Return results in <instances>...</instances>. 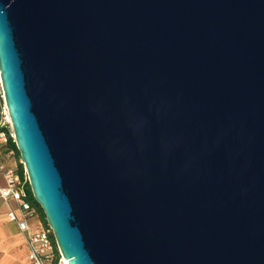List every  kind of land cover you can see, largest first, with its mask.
I'll return each mask as SVG.
<instances>
[{"label": "water", "instance_id": "water-1", "mask_svg": "<svg viewBox=\"0 0 264 264\" xmlns=\"http://www.w3.org/2000/svg\"><path fill=\"white\" fill-rule=\"evenodd\" d=\"M0 78L67 264H264V0H0Z\"/></svg>", "mask_w": 264, "mask_h": 264}, {"label": "built area", "instance_id": "built-area-1", "mask_svg": "<svg viewBox=\"0 0 264 264\" xmlns=\"http://www.w3.org/2000/svg\"><path fill=\"white\" fill-rule=\"evenodd\" d=\"M10 142L15 145L0 78V200L7 206L6 217L21 234L28 251V264H67L58 250L56 257L57 247L53 244L51 231L42 224L36 208L30 202L26 188L28 178L24 168L23 171L18 170L22 162L15 157ZM11 202L17 204V209L10 207Z\"/></svg>", "mask_w": 264, "mask_h": 264}, {"label": "crops", "instance_id": "crops-1", "mask_svg": "<svg viewBox=\"0 0 264 264\" xmlns=\"http://www.w3.org/2000/svg\"><path fill=\"white\" fill-rule=\"evenodd\" d=\"M9 205L17 209L16 203ZM6 212V204L0 200V264H28L27 247L16 225L8 221Z\"/></svg>", "mask_w": 264, "mask_h": 264}, {"label": "trees", "instance_id": "trees-1", "mask_svg": "<svg viewBox=\"0 0 264 264\" xmlns=\"http://www.w3.org/2000/svg\"><path fill=\"white\" fill-rule=\"evenodd\" d=\"M10 148L13 150L15 157H16L17 159H19L20 157H19L18 151H17V149H16V147H15V145H14L13 142H10ZM18 170H19V171H23V166H22L21 164L18 165ZM20 173H21V172H20ZM26 186H27V187H26V188H27V192H28V194H29L30 197H31L30 202H31L32 206H33L34 208H36V211H37V213H38V216H39V218H40L42 224H44V225L46 226L42 211L39 209L38 205L33 201V198H32V195H31V191H30V188H29V185L27 184ZM52 240H53V244H54V246H55V242H54L53 237H52ZM55 249H56V248H55ZM56 257H58L57 249H56Z\"/></svg>", "mask_w": 264, "mask_h": 264}]
</instances>
